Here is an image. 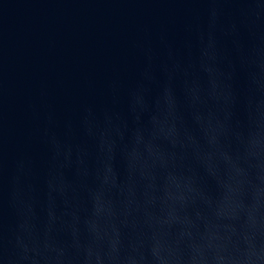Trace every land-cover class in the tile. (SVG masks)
Listing matches in <instances>:
<instances>
[{"label": "water", "instance_id": "water-1", "mask_svg": "<svg viewBox=\"0 0 264 264\" xmlns=\"http://www.w3.org/2000/svg\"><path fill=\"white\" fill-rule=\"evenodd\" d=\"M0 264H264V0H0Z\"/></svg>", "mask_w": 264, "mask_h": 264}]
</instances>
